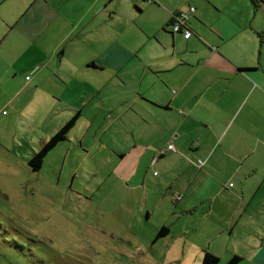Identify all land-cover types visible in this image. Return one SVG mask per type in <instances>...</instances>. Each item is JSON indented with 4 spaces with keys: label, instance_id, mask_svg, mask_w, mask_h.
Masks as SVG:
<instances>
[{
    "label": "crops",
    "instance_id": "obj_1",
    "mask_svg": "<svg viewBox=\"0 0 264 264\" xmlns=\"http://www.w3.org/2000/svg\"><path fill=\"white\" fill-rule=\"evenodd\" d=\"M191 7L186 38L171 22ZM0 87L45 97L39 127L77 114L67 138L162 237L264 264V0H0Z\"/></svg>",
    "mask_w": 264,
    "mask_h": 264
},
{
    "label": "rangeland",
    "instance_id": "obj_2",
    "mask_svg": "<svg viewBox=\"0 0 264 264\" xmlns=\"http://www.w3.org/2000/svg\"><path fill=\"white\" fill-rule=\"evenodd\" d=\"M36 95L38 109L27 94L13 105L0 87V264H203L206 250L221 256L218 264L231 260L237 244L200 234L155 241L154 219L141 218L103 151L84 155L79 132L33 170L29 159L55 133L49 118L38 126L47 101Z\"/></svg>",
    "mask_w": 264,
    "mask_h": 264
},
{
    "label": "trees",
    "instance_id": "obj_3",
    "mask_svg": "<svg viewBox=\"0 0 264 264\" xmlns=\"http://www.w3.org/2000/svg\"><path fill=\"white\" fill-rule=\"evenodd\" d=\"M255 7H258L259 0H251ZM78 115L72 116L57 132H55L49 139L44 141L40 148L36 150L32 157L29 159V164L32 167L33 170L37 171L39 170L43 163L44 159L50 153L52 149L56 147V145L67 139L68 132L70 129L74 126ZM168 232L167 226H162L156 236V239L166 235ZM220 261L219 257L214 255L213 253L206 251L204 258H203V264H218ZM241 261V257L238 255H234L231 260L226 264H238Z\"/></svg>",
    "mask_w": 264,
    "mask_h": 264
},
{
    "label": "built area",
    "instance_id": "obj_4",
    "mask_svg": "<svg viewBox=\"0 0 264 264\" xmlns=\"http://www.w3.org/2000/svg\"><path fill=\"white\" fill-rule=\"evenodd\" d=\"M151 1V0H149ZM195 11V7H191L188 12H178L173 15L174 20L171 22V28L173 32H182L186 38H189L192 35V29L189 26V12ZM31 76H27V79H30ZM5 113V111H4ZM168 150H175L174 144L170 143L168 145ZM164 153V151H162ZM197 166L202 167L204 164L203 160H198L196 162Z\"/></svg>",
    "mask_w": 264,
    "mask_h": 264
},
{
    "label": "bare ground",
    "instance_id": "obj_5",
    "mask_svg": "<svg viewBox=\"0 0 264 264\" xmlns=\"http://www.w3.org/2000/svg\"><path fill=\"white\" fill-rule=\"evenodd\" d=\"M173 20H174V18H173ZM173 31V30H172Z\"/></svg>",
    "mask_w": 264,
    "mask_h": 264
}]
</instances>
